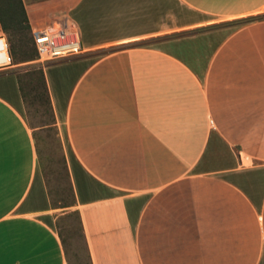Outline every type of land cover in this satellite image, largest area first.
I'll return each mask as SVG.
<instances>
[{
    "label": "crops",
    "instance_id": "0c3cea01",
    "mask_svg": "<svg viewBox=\"0 0 264 264\" xmlns=\"http://www.w3.org/2000/svg\"><path fill=\"white\" fill-rule=\"evenodd\" d=\"M261 9L264 0H57L55 11L28 15L31 30L69 24L82 52L169 36L42 69L90 264H264V17L177 36L190 27L185 13ZM47 208L5 65L0 264H67Z\"/></svg>",
    "mask_w": 264,
    "mask_h": 264
},
{
    "label": "rangeland",
    "instance_id": "374dc122",
    "mask_svg": "<svg viewBox=\"0 0 264 264\" xmlns=\"http://www.w3.org/2000/svg\"><path fill=\"white\" fill-rule=\"evenodd\" d=\"M13 0H0L1 9H5L7 2ZM57 0H20L28 22V15L39 19L47 12L55 11ZM14 5V4H13ZM257 17H264V9L253 15L236 19H222L218 17L187 14L183 16L184 25H190L177 32L185 34L201 32L222 25L235 28ZM20 20V15L15 12L14 19L4 17L6 30L0 28V37L4 38L11 72L18 77L21 97V115L32 131L35 150L37 153L38 170L45 183L48 197V214L43 216L56 230L63 248L67 264H90L86 253L85 243L78 220L77 210L74 209V197L68 175V162L71 154L67 145L64 125L60 117L52 113L49 102L44 92L41 76L43 67L76 57H85L92 62L115 50L132 47L153 46L169 36L143 38L123 45H111L84 51L77 56L61 58L54 61L39 63L31 39V28L24 26L14 27L13 22ZM175 35V34H174ZM174 35H171L174 36ZM43 77V76H42Z\"/></svg>",
    "mask_w": 264,
    "mask_h": 264
},
{
    "label": "built area",
    "instance_id": "2783aa9c",
    "mask_svg": "<svg viewBox=\"0 0 264 264\" xmlns=\"http://www.w3.org/2000/svg\"><path fill=\"white\" fill-rule=\"evenodd\" d=\"M31 39L39 63L54 61L61 58L77 56L82 53L77 31L66 22H61L54 28L31 30ZM0 54H4L5 61L0 68L9 65L6 45L0 37Z\"/></svg>",
    "mask_w": 264,
    "mask_h": 264
},
{
    "label": "trees",
    "instance_id": "16d2710c",
    "mask_svg": "<svg viewBox=\"0 0 264 264\" xmlns=\"http://www.w3.org/2000/svg\"><path fill=\"white\" fill-rule=\"evenodd\" d=\"M15 12H18V14L20 15V20L19 21L15 20L13 22V25H16L14 27H20L23 25L25 29L29 28L28 22H27V19L25 18L24 10L22 8L20 0H13L12 3L7 2V6L4 10L1 9V7H0V28L2 30H6V25L4 24V17L5 18L7 17L8 19L13 20ZM39 74L41 76V81H42L44 92L46 93V89H45V85H44L43 77H42V72L40 71ZM15 78H16L18 90L20 92L18 77L15 76ZM46 98H47V96H46Z\"/></svg>",
    "mask_w": 264,
    "mask_h": 264
},
{
    "label": "bare ground",
    "instance_id": "6f19581e",
    "mask_svg": "<svg viewBox=\"0 0 264 264\" xmlns=\"http://www.w3.org/2000/svg\"><path fill=\"white\" fill-rule=\"evenodd\" d=\"M5 59H4V54H0V63L4 62Z\"/></svg>",
    "mask_w": 264,
    "mask_h": 264
}]
</instances>
